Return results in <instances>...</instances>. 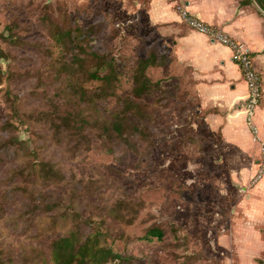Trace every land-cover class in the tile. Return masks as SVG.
<instances>
[{
	"label": "rangeland",
	"instance_id": "374dc122",
	"mask_svg": "<svg viewBox=\"0 0 264 264\" xmlns=\"http://www.w3.org/2000/svg\"><path fill=\"white\" fill-rule=\"evenodd\" d=\"M147 8V0H0V244L12 264L48 256L53 239L80 225L101 229L108 245L135 255L132 264H264V176L256 167L245 180L232 178L183 65L150 69L165 95L159 104L160 93L146 98L160 125L149 140L89 128L80 135L65 124L72 107L55 94L52 63L64 57L55 26L96 24L90 44L117 57L126 96L128 58L162 41ZM116 100L101 105L112 109ZM43 160L55 164L54 176H40ZM17 167L27 168L14 175ZM152 224L165 228L164 239L146 237Z\"/></svg>",
	"mask_w": 264,
	"mask_h": 264
},
{
	"label": "trees",
	"instance_id": "16d2710c",
	"mask_svg": "<svg viewBox=\"0 0 264 264\" xmlns=\"http://www.w3.org/2000/svg\"><path fill=\"white\" fill-rule=\"evenodd\" d=\"M264 11V0H256ZM12 31L14 26L7 25ZM53 37L62 49L63 58L55 57L52 67L56 74V96L63 97L72 110H67L65 124H71L80 135L86 128L96 129L102 136H116L125 142L131 138L147 141L154 134L153 127H160L155 112L156 102L163 101L165 88L163 78L153 79L150 69L164 67L176 61V56L168 43L162 38L160 43L152 44L145 54H135L128 62L132 73L131 94L119 95L118 88L121 69L117 57L111 52L100 50L90 44L97 40V25L84 27L55 26ZM6 53L0 47V58ZM68 57V58H67ZM185 67L184 71H189ZM88 81L95 82L91 86ZM194 83V80H192ZM160 93L156 102L146 101ZM164 93V94H163ZM193 97L199 100L197 94ZM116 97V104L111 109L103 107L101 102ZM200 105V104H199ZM19 107L14 105L15 116ZM209 110L202 112L205 116ZM17 139H9V144H16ZM219 141L221 135L219 133ZM27 167H17L13 174H23ZM37 169L40 176L46 178L56 174L57 168L53 162L39 161ZM29 171H33L30 169ZM50 174V175H49ZM60 199V204L64 202ZM55 202H59L56 200ZM79 214V213H78ZM80 219L82 216L80 215ZM85 224L94 222L92 217L84 218ZM82 225L69 229L66 233L56 237L50 243V253L44 257L29 259L27 264H132L135 255L116 250L106 243L104 232L99 228L84 230ZM177 231V229H174ZM165 228L152 224L146 230V237L164 239ZM0 244V264H12V253Z\"/></svg>",
	"mask_w": 264,
	"mask_h": 264
},
{
	"label": "crops",
	"instance_id": "0c3cea01",
	"mask_svg": "<svg viewBox=\"0 0 264 264\" xmlns=\"http://www.w3.org/2000/svg\"><path fill=\"white\" fill-rule=\"evenodd\" d=\"M147 5L148 24L155 27L172 49L176 62L189 68L194 78L193 90L200 98L201 108L209 110L205 116L209 131L221 135L217 150L222 152L232 178L247 179L256 171L257 156L264 145L263 9L256 0H147ZM179 5L251 47L254 64L263 79L254 117L259 139H254L247 122L248 87L231 48L190 27Z\"/></svg>",
	"mask_w": 264,
	"mask_h": 264
},
{
	"label": "built area",
	"instance_id": "2783aa9c",
	"mask_svg": "<svg viewBox=\"0 0 264 264\" xmlns=\"http://www.w3.org/2000/svg\"><path fill=\"white\" fill-rule=\"evenodd\" d=\"M178 9L183 19L190 27L231 48L232 57L240 66L248 87V94L245 99L247 122L251 128L254 139H259L258 127L254 121V117L263 92V79L261 73L254 64L251 47L246 42L235 38L224 30L192 15L185 6L179 5ZM260 154L261 156L258 159L256 171L257 178H261L264 175V145L261 146Z\"/></svg>",
	"mask_w": 264,
	"mask_h": 264
}]
</instances>
